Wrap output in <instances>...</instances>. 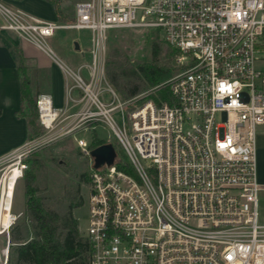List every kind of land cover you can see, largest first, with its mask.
Segmentation results:
<instances>
[{
    "label": "built area",
    "instance_id": "2783aa9c",
    "mask_svg": "<svg viewBox=\"0 0 264 264\" xmlns=\"http://www.w3.org/2000/svg\"><path fill=\"white\" fill-rule=\"evenodd\" d=\"M0 19V29L47 52L73 79L64 107H56L49 93L37 95L43 138L0 157V264H9L11 232L23 215L14 200L25 159L63 121V134L108 124L130 166L119 168L115 158L112 165L92 167L82 234L89 243L87 264H264V184L257 162L258 128L264 126V69L258 66L264 61V0H81L74 19L64 23L0 0ZM129 27L158 29L173 50L175 71L162 83L169 85L172 104L159 105L147 93L126 98L109 81V31ZM61 28L92 31L91 61L77 70L48 44ZM77 142L89 153L90 143Z\"/></svg>",
    "mask_w": 264,
    "mask_h": 264
},
{
    "label": "rangeland",
    "instance_id": "374dc122",
    "mask_svg": "<svg viewBox=\"0 0 264 264\" xmlns=\"http://www.w3.org/2000/svg\"><path fill=\"white\" fill-rule=\"evenodd\" d=\"M7 33L15 36L12 31H7ZM0 34H3L1 29ZM157 35L162 39L158 29L151 27L112 29L109 31L107 41V58L109 57L111 49L118 46L130 59L150 61L152 59L151 45L153 40L157 39ZM91 37L92 31L90 29H59L56 35L48 37L47 41L64 62L77 70L79 63L91 61L92 56L89 51L92 45ZM74 41H78L81 49L84 50V53L80 54V56L78 55L77 59H75ZM23 43L28 46L27 52L32 54L40 63L49 65L56 63L44 50L28 42L23 41ZM164 55L165 51H163V57ZM258 66L264 69V61H259ZM82 73L87 77L86 70L83 69ZM67 81L72 83L73 79L69 77ZM116 89L125 96L117 87ZM153 91V88H149L139 95H144V93L150 95ZM115 118L118 123H121L118 115H115ZM64 123V121L58 122L56 128L53 130L55 132L54 137L48 140L49 142L38 146L26 157L25 162L27 168L24 170V175L18 180L16 185L14 210L17 212L23 211V215L18 224L21 225L26 239L31 238L32 229L25 215V174L27 170L32 168L33 159L37 158L43 162L38 172L37 182L39 190L37 191V195L41 197L46 207L64 213L69 209L71 204H76L82 199L81 205L73 209V214L78 219L81 233L85 235L87 233L89 219V180L94 160L89 153L84 152L79 147L77 138H84L91 144L95 132L99 139L112 143L116 150L124 153L117 136L108 124L98 122L94 130L80 128L71 133L63 134L61 131L63 132L62 127ZM45 133L46 128L40 136ZM40 136L30 137L28 141H33ZM258 140L260 168L264 176V126L258 128ZM260 222L264 223V188L260 192ZM4 243V238L1 237V244ZM14 244L11 247L10 260L13 257Z\"/></svg>",
    "mask_w": 264,
    "mask_h": 264
},
{
    "label": "trees",
    "instance_id": "16d2710c",
    "mask_svg": "<svg viewBox=\"0 0 264 264\" xmlns=\"http://www.w3.org/2000/svg\"><path fill=\"white\" fill-rule=\"evenodd\" d=\"M50 1L58 9L59 0ZM163 51H165L164 57ZM151 53L150 61L130 59L120 47H113L106 61L109 80L126 98L137 96L149 88L158 86L145 98L153 99L159 105L165 100L172 104L169 85L162 83L174 74L173 50L157 35V39L152 42ZM20 74V114L27 119L29 138L40 136L45 127L39 119L37 94L30 86L26 67L23 64L20 66ZM142 100L140 99L139 102ZM103 143L106 142L99 139L94 132L90 148ZM116 151L118 167L130 170L126 155ZM42 163L40 159H33L32 168L25 174V215L29 220L32 236L26 239L19 222L13 227L11 237L16 243L9 264H87L89 243L82 235L78 219L73 214V209L81 205L82 199L76 204H71L64 213L46 207L41 197L37 195L38 172Z\"/></svg>",
    "mask_w": 264,
    "mask_h": 264
},
{
    "label": "crops",
    "instance_id": "0c3cea01",
    "mask_svg": "<svg viewBox=\"0 0 264 264\" xmlns=\"http://www.w3.org/2000/svg\"><path fill=\"white\" fill-rule=\"evenodd\" d=\"M3 1L14 8L26 10L43 19L64 23L74 19L75 4L81 0H59L58 9L50 0ZM1 30L3 34H0V157H3L29 140L27 119L20 114L21 64L26 67L33 91L37 95L40 93L51 94L56 107L60 108L66 105L69 91L67 78L57 63L50 65L40 63L32 54L27 52L28 46L23 41H28L21 39L13 31L15 36L9 35L7 31L11 30ZM74 52L76 53L75 59H77L78 55L84 53V50L81 47L79 49L74 48ZM71 94L74 97L79 96L77 90ZM75 109L74 107L69 112ZM258 145L259 140L257 141L258 174L259 180L264 184Z\"/></svg>",
    "mask_w": 264,
    "mask_h": 264
},
{
    "label": "water",
    "instance_id": "95a60500",
    "mask_svg": "<svg viewBox=\"0 0 264 264\" xmlns=\"http://www.w3.org/2000/svg\"><path fill=\"white\" fill-rule=\"evenodd\" d=\"M75 48H80V45L77 41L75 42ZM89 154L94 160L93 167L99 168L104 165H112L117 156V151L112 143L106 142L91 148Z\"/></svg>",
    "mask_w": 264,
    "mask_h": 264
},
{
    "label": "bare ground",
    "instance_id": "6f19581e",
    "mask_svg": "<svg viewBox=\"0 0 264 264\" xmlns=\"http://www.w3.org/2000/svg\"><path fill=\"white\" fill-rule=\"evenodd\" d=\"M18 175H19V169H15V172H14L12 178H11V184L14 183V181H15L14 179H15Z\"/></svg>",
    "mask_w": 264,
    "mask_h": 264
}]
</instances>
